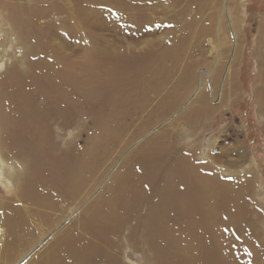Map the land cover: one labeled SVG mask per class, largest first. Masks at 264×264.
Segmentation results:
<instances>
[{
    "label": "bare ground",
    "instance_id": "obj_1",
    "mask_svg": "<svg viewBox=\"0 0 264 264\" xmlns=\"http://www.w3.org/2000/svg\"><path fill=\"white\" fill-rule=\"evenodd\" d=\"M217 1L0 0V184L9 191L0 197V264H122L127 248L144 249L147 264H264L263 249L235 239L255 161L220 169L222 179L162 129L194 103L181 117L199 127L223 104L224 82L236 87L240 40L233 35L231 48L221 40L228 0ZM123 14L134 26L148 15L167 35L151 34L144 54L117 55L101 31L106 17ZM259 34L261 44L264 17ZM253 83L264 114V70ZM53 124L77 136L59 148ZM125 154L133 161L115 173Z\"/></svg>",
    "mask_w": 264,
    "mask_h": 264
},
{
    "label": "rangeland",
    "instance_id": "obj_2",
    "mask_svg": "<svg viewBox=\"0 0 264 264\" xmlns=\"http://www.w3.org/2000/svg\"><path fill=\"white\" fill-rule=\"evenodd\" d=\"M212 4L214 5L220 3L217 0H213ZM239 6L242 7L240 8ZM243 6H245L244 10H243ZM235 7H236V12L235 11L232 12V10ZM227 10L230 11L228 14L230 18L228 21H225ZM220 14H221V8L217 11L216 15H214L216 17V20L218 19ZM223 15H222L223 21L219 25L221 26L222 29V34L220 35L221 40L222 41L224 40L225 44L227 45L229 44L228 45L229 48H231L233 45L232 42L233 35H235V38L238 41L240 40L239 41L240 43L239 44L237 43L239 46L238 54L236 57L237 60L235 62V67L233 66L235 70L233 79L236 87L231 91L232 83L230 84L228 82H224L223 84L224 87L225 85H228V87H226L225 92H223L224 93L223 95L224 98L222 100L223 104L221 106L219 105L217 109L211 112V115L208 118L202 119L199 127H196L194 124L185 121L183 119V116H185L186 112H190L193 106L196 105L194 103L191 105L192 106L191 108L189 107L182 108L180 111L181 112L180 115L176 116L173 120L172 119L170 121L168 120V122L165 121L163 123L164 127L162 129L166 128L168 131H171L170 135H172V133H174L176 136L178 135L179 140L177 143L179 144V147L182 149L183 152L186 151L189 152L191 150L198 151L199 152L198 158L201 160L205 155V157L208 159V164L211 165L214 171L217 170L219 174L221 173L220 177L222 179H224L225 176L223 175V171L220 169H223L224 167H229L232 169L235 168L236 172H238L240 170L238 167L242 166L244 163H246V161L248 163L249 159L251 161H255V164L253 165L254 170L248 169L246 170L245 173V174L252 173L250 175L255 176L256 181L254 182V186H253L254 190L248 196L247 202L243 205L242 219L240 226L238 229L235 228V232H236L235 239L236 241L239 240L249 241L250 247H260L261 249L264 250V199L260 198L261 196L257 195L264 193V114L261 111H259L257 105L255 104L254 83H253L257 74L259 73V70H261L262 72L264 70V59H263L264 50H262L263 45H261L264 44V40H263L264 38L262 39L261 44H259V39L263 36L262 34L260 35L259 33L262 27L263 17H264V0H242V3L241 0H228ZM127 16H128L127 14H123V15H119L116 18L106 17L110 19L103 20L104 25L108 23L107 25H105V28H102V30L105 29L104 32L101 31L103 40L107 41V42L103 41V43L106 44L107 47L111 46L112 44L113 46H116L115 50H117L116 51L117 55L122 54L125 56H129L130 54H138V53L144 54V52L148 50L149 46L150 47L153 46L151 44L148 45L149 40L153 39V37H160V36L165 37V35H167L168 29L160 28V30L161 29L163 30L155 32L152 28L154 25L153 26L148 25L149 21L151 20L150 18L149 19L147 18L148 15L143 16L144 17L143 20L141 19L142 22L140 21V24L138 23V25L141 26L142 28L137 26L135 21L133 22H135L136 26L132 25L130 23V20L127 18ZM157 16L161 19L162 17H165L162 14H159ZM157 16L156 18L159 19ZM186 17L187 15L184 16V19ZM234 17H236V19H234ZM156 18H154V20H157ZM167 19L168 21L172 20L170 18V15L166 17V20ZM188 19L189 20L191 19L190 15H188L185 21H183L182 18L181 19L179 18V20H181L180 23H183V25L184 24L187 25V23L189 22V21L187 22ZM141 23L143 24L146 23V24L142 26L143 24ZM150 23H152V21H150ZM117 28H119V30ZM186 28L187 27H183L182 28L183 30L180 29L179 34H183L185 36L190 35L192 39L190 38L187 40L188 41L187 45L189 46L191 44L192 46L194 45L196 46L199 43V41H197V39L193 36L194 34H192L191 36L190 29L187 28L186 30ZM114 29H116L115 32ZM120 30L122 31L120 32ZM91 31L96 32L95 30H91ZM148 34L150 35L154 34L155 36L151 35L150 38V35ZM133 46H136L135 48H139L138 50H136L137 52H135L134 50L131 51L127 50ZM9 51L12 50L9 49ZM19 53L20 52L17 53L18 54L17 57H21ZM228 60L229 59L226 60L223 59L220 61L218 65L222 66L223 64H226ZM8 63L10 64L11 61H8L7 64ZM21 70H23L22 66H21ZM2 71H0V73H2ZM214 77L215 76H213V78ZM181 115L183 116L181 117ZM145 119L147 121L148 117H145ZM90 120L91 119H88L87 123L85 124V130L87 135L86 137L88 138H89L88 135L91 133L92 130L90 126L91 124ZM133 126L135 127L136 124H133ZM50 132H51L50 137L52 141L55 143V145L57 144L59 148H61V146H65L70 140H72V138L75 137V135L77 136V131L74 128L63 129L60 126H56L55 124L51 126ZM157 132L160 131L157 130L156 133ZM147 140H148V135L141 141L145 142ZM208 140H210V145L206 149L201 147V143L203 146H205L207 145ZM91 143H92L91 140L89 142L88 139L87 145L88 144L92 145ZM242 152L246 154V158L243 157ZM128 155L129 154H125L119 160L121 164L117 165L115 173L120 172L121 170H125L130 164V162L133 161V159L130 158ZM230 161L231 162L234 161L236 163L231 164ZM218 164L220 165V167L223 165L224 166L218 168ZM242 179H243L242 175L240 176V174L238 173L235 180L232 183H230V185L228 186L232 190L237 191L241 187L240 180ZM8 195H9V191L2 184H0V197L1 198L4 197L6 201L7 200L6 196ZM93 199L94 198H92V200L90 201H93ZM123 238L125 239V234ZM237 238H239V240ZM123 242L126 241L123 240ZM124 246L128 247L126 245ZM136 246H140V245H136ZM144 251H145L144 249L138 251L132 248H127L125 252H123V250H120L118 252L119 261L122 264H131L130 261L136 264H147L146 259L148 256L144 254ZM262 255H263L262 257L264 258V251H262Z\"/></svg>",
    "mask_w": 264,
    "mask_h": 264
}]
</instances>
